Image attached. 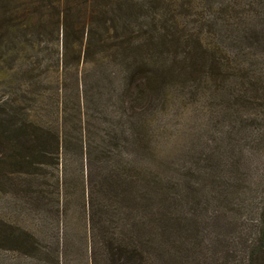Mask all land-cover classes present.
Instances as JSON below:
<instances>
[{
	"label": "rangeland",
	"instance_id": "obj_1",
	"mask_svg": "<svg viewBox=\"0 0 264 264\" xmlns=\"http://www.w3.org/2000/svg\"><path fill=\"white\" fill-rule=\"evenodd\" d=\"M29 1L0 0V14L6 11H1L3 5L10 11L19 8L18 17L24 21L22 7ZM187 1L131 0L132 35L143 41L153 11L167 13V18L176 15L186 34L202 31L229 55L237 52L243 60L258 62L264 82V0H192V7ZM208 16L216 21L211 30L200 23ZM31 20L25 19L26 26ZM18 22L10 34L12 51L0 54L1 105L13 98L25 103L15 89L22 81L14 75L17 66L44 62L54 46L47 39L49 24L36 44L31 27L26 35ZM31 43L33 47L28 46ZM138 53V59L146 58L151 49ZM114 63L106 68L112 70L104 82L90 84L89 105L82 110V121L97 136L111 135V129L119 132L112 168L105 162L88 164L84 185L71 182L69 196L62 191L55 200L57 188L48 170L43 177L4 174L0 159V264H142L131 257L134 246L145 258L143 264H243L264 200V105L259 100L248 106L231 101L227 86L232 93L244 86L247 90L250 81L236 86L232 76L225 90L214 94L210 87L204 88L193 102L183 89L165 87L158 101L152 99L138 114L118 109L119 52ZM40 98L34 103V122L48 121L52 115L51 101L46 99L39 109ZM246 116L250 121L242 122ZM76 117L75 111H67L66 124H78ZM104 124L109 128H101ZM229 136L244 139L229 141ZM67 170H72L70 164ZM170 179L179 180L180 186L172 188ZM83 187L89 200L85 210Z\"/></svg>",
	"mask_w": 264,
	"mask_h": 264
},
{
	"label": "trees",
	"instance_id": "obj_2",
	"mask_svg": "<svg viewBox=\"0 0 264 264\" xmlns=\"http://www.w3.org/2000/svg\"><path fill=\"white\" fill-rule=\"evenodd\" d=\"M151 1L154 4L156 2ZM157 1L164 3V0ZM128 2L131 4V0H31L22 7L20 16L24 21H20L18 17L19 8L10 11L7 6H1V11H6L0 14L3 29L0 32V54L12 51L10 34L15 29L17 20L26 35L29 33L27 27H31L30 30L38 37L36 44L41 40L40 33L48 31L46 24H49L51 30L47 39L54 42L50 49L51 55L44 62L28 61L18 65L14 72V75L17 73L22 77L21 86L18 85L15 89L25 103H18L13 98L12 101L2 100L5 107L0 104V159L3 164L0 171L2 168L4 174L5 171L37 173L43 177L48 170L54 181L53 186L57 188L53 192L56 200L62 191H65L64 196H69L67 189L71 182L79 181L84 185L82 177L84 170H88V164L105 162L113 167L110 159L114 158L120 145L116 143L119 132L111 129V135L110 132H105L102 136H97L98 133L82 121V110L89 105L87 98L91 91L90 84L102 83L109 77L112 68L109 72L106 68L109 65L114 67L118 52L122 66L117 102L121 111L128 108L140 114L152 99L158 101L157 96L165 87H171L176 92L183 89L187 93L186 97L193 102L200 93L199 90L204 88L210 87L214 94H218L219 89L225 90L227 78L232 76L236 80V86L250 81L248 89L251 88L253 92L246 94L248 89L245 90L244 86L240 90L233 89L232 93L227 86L228 99L238 100L244 106L258 100L261 101L260 105H264L263 70L261 67L256 68L258 62H251L249 58L243 60L237 52L233 56L229 55L220 45L209 42L202 31L186 34L181 30L183 27H180L181 22L176 15L175 18H167V13H159L157 10L147 17L149 28L143 31V41L138 42V37L132 35L131 7ZM187 5L192 7V0H188ZM30 18L32 22L26 26L25 19L29 21ZM200 23L206 27L208 25L211 30L216 21L208 16L206 21L202 19ZM33 44L28 46L33 47ZM144 48L151 49V54L138 59V51ZM90 75L93 76L91 80L88 78ZM15 94L16 92L13 95ZM39 96V109L46 103V99L47 102L51 101L52 115L48 121H33L34 103ZM70 110L77 114L78 124H66L67 111ZM247 120V116L245 120L241 119L242 122ZM104 125L101 128H109L107 124ZM247 127L248 125L244 129ZM85 134H89L88 138H85ZM228 139L239 142L244 137L233 140L229 136ZM248 143L245 142V145ZM215 160L217 164L221 162L219 158ZM74 162H79V165L73 168ZM69 164L72 170L68 171ZM70 174L77 178H68ZM180 183L177 179L168 180V184L175 189ZM169 189L166 188L168 197ZM84 192L83 187L81 202L85 210V203L89 200L88 194ZM259 209L257 234L255 233L252 249L243 264H264V200ZM124 247L119 248L121 250ZM134 247L131 257L143 264L145 258Z\"/></svg>",
	"mask_w": 264,
	"mask_h": 264
}]
</instances>
